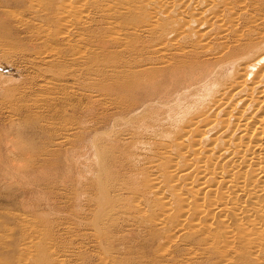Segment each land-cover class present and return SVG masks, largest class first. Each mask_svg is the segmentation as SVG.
Returning <instances> with one entry per match:
<instances>
[{
    "label": "bare ground",
    "instance_id": "6f19581e",
    "mask_svg": "<svg viewBox=\"0 0 264 264\" xmlns=\"http://www.w3.org/2000/svg\"><path fill=\"white\" fill-rule=\"evenodd\" d=\"M29 6L36 22L27 27L38 33L28 49L17 52L19 43L7 34L2 38L10 43L0 40L1 71L18 53L29 63L13 96L16 126L31 124L44 108L61 118L72 87L91 83L155 85L167 72L190 74L183 86L197 88L179 110L143 115L131 138L113 134L115 142L101 150L100 182L88 197L94 235L105 251L100 264L111 262L104 244L119 218L160 231V247L167 236L185 245L196 236L206 247L218 242L213 264H264V0H30ZM104 26L110 37L104 31L87 39ZM61 128L60 149L77 131ZM26 229L19 263L69 261L72 252L62 251L53 227L46 231L55 234L39 241L43 247L35 241L42 227ZM210 250L198 259L209 258Z\"/></svg>",
    "mask_w": 264,
    "mask_h": 264
},
{
    "label": "rangeland",
    "instance_id": "374dc122",
    "mask_svg": "<svg viewBox=\"0 0 264 264\" xmlns=\"http://www.w3.org/2000/svg\"><path fill=\"white\" fill-rule=\"evenodd\" d=\"M29 3L30 0H0V40L5 45L10 43L7 38H2V33L7 34L10 40L19 43L17 52L27 50L31 39L38 33H32L27 27L29 22H36ZM20 19L26 21L21 23V27L17 24ZM94 26L93 29L96 28ZM106 26L101 33L97 31L95 36L88 35L87 39L98 35L103 37L104 31L106 37L109 36L110 27L108 31ZM89 33L94 32L91 30ZM2 60L5 58L1 55ZM7 63L9 65L0 70V264L19 263L20 247L25 241L22 238L29 224L40 225L43 229V236L35 240L37 246L42 244V237L47 240L48 235L55 234L47 229H55L58 241L64 246L62 251L66 248L72 252L66 264H100V257L105 251L94 235L91 225L94 208L89 206L88 197L95 192L93 182H100L97 177L95 179V174L103 170L101 150L115 142L113 134L121 133L123 138H131L143 115L158 116L164 111L170 114L179 110L182 103L193 100L195 96L191 94L197 88L183 86L190 74L173 76L166 72L155 85L130 80L122 85L113 82L100 84L95 77L91 82L98 84L91 83L87 89L72 87V99L60 105L61 118L44 108L34 112L31 124L22 122L16 126L10 119L15 115L14 102L19 94L15 88L20 87L22 77L29 74V63L19 53ZM200 89L204 91L205 88ZM63 123L72 131L77 128V131L70 136V140L63 142L64 146L60 149L57 142L63 140ZM84 131L83 140L79 141V134ZM15 143L22 144L21 151L16 150L17 146L14 148ZM109 162L105 161V164ZM112 169L115 170V167ZM99 186H102L101 183ZM117 223L111 242L104 244L110 252L109 264H191L193 261L190 260H194V264L198 261L199 264H213L215 258L219 260L214 252L221 245L218 242L206 247L202 238L196 236L191 241L192 245L194 241L192 248L191 244L185 245L180 237L171 236V240L167 236L163 248L164 245L160 247V240L156 237L160 231L155 233L154 229L140 223H122L120 218ZM205 249H211L209 258L204 261L203 257L198 259ZM29 261L33 264L37 262L34 257Z\"/></svg>",
    "mask_w": 264,
    "mask_h": 264
}]
</instances>
